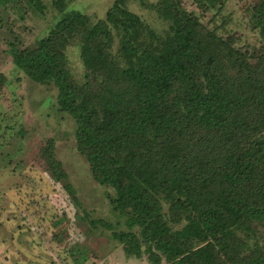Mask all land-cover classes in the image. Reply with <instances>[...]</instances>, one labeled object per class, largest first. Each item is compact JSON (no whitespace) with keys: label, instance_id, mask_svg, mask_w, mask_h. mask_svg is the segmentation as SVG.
<instances>
[{"label":"trees","instance_id":"1","mask_svg":"<svg viewBox=\"0 0 264 264\" xmlns=\"http://www.w3.org/2000/svg\"><path fill=\"white\" fill-rule=\"evenodd\" d=\"M22 1L41 14L47 7ZM129 1L115 0L98 19L54 0L61 14L34 46L9 41L15 66L57 90L92 177L115 191L107 196L128 230L112 236L129 257L264 264V0L247 8L253 44L229 28L226 0H189L199 11L187 0H136L167 22L162 32ZM71 47L82 81L69 66ZM5 82L0 74V89ZM17 154L3 158L13 164ZM41 157L80 207L53 138Z\"/></svg>","mask_w":264,"mask_h":264},{"label":"rangeland","instance_id":"2","mask_svg":"<svg viewBox=\"0 0 264 264\" xmlns=\"http://www.w3.org/2000/svg\"><path fill=\"white\" fill-rule=\"evenodd\" d=\"M114 1L62 0L60 7L99 19ZM257 1L226 0L223 14L232 18L229 28L244 44L256 41L247 8ZM44 2L47 7L41 14L28 10L22 0H0V74L6 77L0 89V264H151L144 255L129 257L113 238V230H128L108 199L107 193L115 191L92 177L87 159L77 148L74 119L56 106L57 90L34 82L13 62L9 41L34 46L60 16L54 0ZM185 5L199 11L189 0ZM128 6L158 31L166 29L167 22L154 10L136 0ZM69 56L73 74L84 80L77 47L69 49ZM52 138L80 207L51 178L41 157V148ZM11 152L18 154L13 164H7L3 157ZM88 219H103L113 229L94 227ZM59 231L60 238L56 237Z\"/></svg>","mask_w":264,"mask_h":264}]
</instances>
